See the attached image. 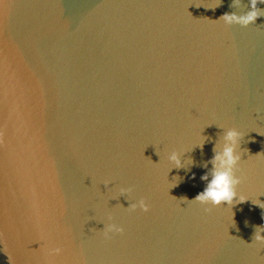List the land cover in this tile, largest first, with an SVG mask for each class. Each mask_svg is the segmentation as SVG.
Segmentation results:
<instances>
[{
    "label": "water",
    "instance_id": "95a60500",
    "mask_svg": "<svg viewBox=\"0 0 264 264\" xmlns=\"http://www.w3.org/2000/svg\"><path fill=\"white\" fill-rule=\"evenodd\" d=\"M250 3L4 0L0 264H264L249 245L264 227V16L218 21ZM231 128L248 150L233 204L178 201L204 190ZM141 199L147 212L126 209ZM108 223L123 232L105 239Z\"/></svg>",
    "mask_w": 264,
    "mask_h": 264
},
{
    "label": "clouds",
    "instance_id": "9594fccd",
    "mask_svg": "<svg viewBox=\"0 0 264 264\" xmlns=\"http://www.w3.org/2000/svg\"><path fill=\"white\" fill-rule=\"evenodd\" d=\"M257 4H264V0H259V3H257V0H251V3L249 4L250 10L243 16L225 14L218 21L222 22L226 26L238 25L241 27H248L259 16H264L261 15V11L258 9ZM216 6H218V4ZM242 138L243 135L240 131L236 130L235 128L227 129L223 136V149L222 151L217 152L212 160L213 170L210 173L211 178L209 179V175L202 177L203 180L208 181L204 190L198 193L191 200H189L187 197H184L178 201L182 203H196L203 206H211L212 208H219L221 205L231 206L237 197V188L242 182L241 178L235 175V170L237 169L238 164L241 162V155L247 154L248 151L247 149L241 152L237 151ZM203 142V139H201L199 147H203ZM167 161L177 170L183 168V163L175 151L168 154ZM169 171H171V169ZM169 185L170 189L175 188L179 186V182L177 181L176 183H169ZM105 187H107V184ZM130 191L131 189H120L119 195L127 197ZM246 201H248L247 197L240 195L238 203L242 204ZM252 203L264 209V204L259 203V201H253ZM137 208H140L145 212L148 211V206L143 199L138 201V203H131L126 209L135 211ZM109 220H111V217H109ZM232 223H234L233 217ZM122 232V227L117 226L114 223H108L104 225L102 235L105 239H108L109 234H121ZM253 243L264 245V227L256 229V232L252 237V242L249 245ZM61 252L62 249L59 247L52 249L53 255L59 256Z\"/></svg>",
    "mask_w": 264,
    "mask_h": 264
},
{
    "label": "snow or ice",
    "instance_id": "6c2138e0",
    "mask_svg": "<svg viewBox=\"0 0 264 264\" xmlns=\"http://www.w3.org/2000/svg\"><path fill=\"white\" fill-rule=\"evenodd\" d=\"M4 4V0H0V6Z\"/></svg>",
    "mask_w": 264,
    "mask_h": 264
}]
</instances>
